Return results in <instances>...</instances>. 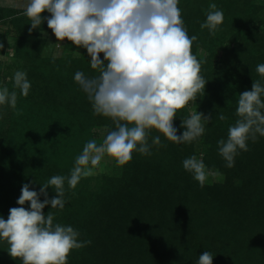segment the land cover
<instances>
[{"label":"trees","instance_id":"16d2710c","mask_svg":"<svg viewBox=\"0 0 264 264\" xmlns=\"http://www.w3.org/2000/svg\"><path fill=\"white\" fill-rule=\"evenodd\" d=\"M254 2L179 0L178 3L189 36L194 30L196 33L205 31L200 25L206 20L209 5L215 3L224 14L225 24L218 28L220 38L238 41L242 37L250 43L244 49L233 50L237 55L235 60L227 58L225 61L229 63L228 68L235 67L231 72L227 70L226 76L231 81L235 79L240 90L236 89L243 92L251 90L253 81L264 86V77L256 71L257 65L264 64V34L243 30L250 21L264 22ZM50 15L42 13L43 17ZM12 21H22L18 27L29 37L26 45H32L36 34L34 29L29 32L30 20L23 14L17 17L14 14ZM45 22L46 19L42 27H46ZM205 35L200 34L199 39H203L204 47L210 48ZM249 48L253 51H247ZM37 51L40 55V50ZM90 59L89 56L41 58L28 77L33 94L16 101L11 143H2L3 137H0V216L5 220L9 209L18 207L23 184L39 192L41 184L51 177L66 176V168L55 158L51 159L59 153L52 147V137L89 132L94 126L113 127L110 118L94 114L87 93L74 80L77 71L88 77L99 74L91 68ZM216 80L221 82L219 77ZM211 95L208 91L198 93L196 103L201 105V113L212 119L205 124L204 134L195 140L211 144L210 154L225 180L201 186L180 161L193 155L194 142L173 143L151 130L152 136L154 133L161 137L165 159L150 158L134 151L121 174L106 177L101 192L79 198L75 211L69 209L67 199L63 211L51 209V205L44 208L45 215L51 211L54 217L59 211L57 222L77 230L79 241H91L80 249H73L67 264H198L199 256L205 251L215 252L212 253L213 264H243L255 254H259L255 263L264 264V158L260 156L264 153V143L261 150L257 142L247 151L240 150L234 158V166L227 167L218 151V141L227 138L224 131L227 129L213 124L224 113L213 108L214 101L223 94L221 91L214 92L212 98ZM176 115L174 126L179 135L184 131L180 127L182 120L189 114L183 108ZM43 129L48 133L46 143L31 145L29 138ZM53 190L52 187L47 189L49 198L53 197ZM43 199L41 195L40 200ZM230 232L238 234L240 247H232ZM255 234L261 237L259 246L263 253L256 251L248 255Z\"/></svg>","mask_w":264,"mask_h":264},{"label":"clouds","instance_id":"9594fccd","mask_svg":"<svg viewBox=\"0 0 264 264\" xmlns=\"http://www.w3.org/2000/svg\"><path fill=\"white\" fill-rule=\"evenodd\" d=\"M179 0H27L23 15L33 29L44 20L57 41L67 39L77 48L87 50L90 66L99 74L88 77L77 71L74 80L87 93L96 115L110 118L113 127L106 128L102 142L89 140L75 159L70 175H55L41 184L39 192L25 183L17 200L19 207L9 209L8 218L0 216V240L8 245V254L22 264H67L73 249H80L91 241H79L80 233L72 226L54 223V215L44 208L63 209L65 182L74 189L82 177L93 174L105 155L118 165L132 159L134 151L150 155L148 137L156 130L173 143H190L202 136L210 115L194 112L180 125L177 134L174 119L179 110L205 89L207 81L201 76V62L192 53L196 36H189L178 7ZM50 13L43 17L42 13ZM224 14L217 5H209L201 29L215 35L223 23ZM60 46V43H56ZM0 48L3 44L0 43ZM103 54V59L100 54ZM256 71L264 77V64ZM14 87L27 96L30 82L26 73L16 71ZM264 86L253 81L250 91L239 94L236 115L229 126L226 139L218 141L219 154L226 166H234L240 150H248V140L264 136ZM17 93L7 87L0 90V105L15 106ZM223 121V114L218 116ZM152 143L161 146L156 135ZM166 146V145H165ZM186 171L204 185L205 164L196 156L183 161ZM52 187L56 195L48 197ZM44 196L43 201L40 196ZM29 207H24L25 204ZM198 264H213L209 251L199 256Z\"/></svg>","mask_w":264,"mask_h":264},{"label":"rangeland","instance_id":"374dc122","mask_svg":"<svg viewBox=\"0 0 264 264\" xmlns=\"http://www.w3.org/2000/svg\"><path fill=\"white\" fill-rule=\"evenodd\" d=\"M26 2L27 0H0V43L3 44V48H0V90H2L4 87H7L10 93L12 91H15L17 93L16 101H19L21 99L25 100L27 99V97H31V94H33L32 90L29 89L27 96H24L21 94L19 88L14 87L13 76L16 71L25 72L27 79H29L28 77L30 76L31 72L35 71L36 67L38 66L37 60L40 61L41 58L71 57L76 59L88 56L87 50L85 48H77L67 39H65L64 41H57L56 37L52 33V30L48 28L46 22L44 23L46 27H42V25L38 30L34 29V33L36 35L31 42L33 44L26 45V40H29V37L25 36V32L23 33V30L21 31L18 27L19 24L21 25L23 20L21 22L18 21V23H14L12 21V15L15 14L16 17L22 15L23 8ZM254 4L258 9L260 18L264 20V0H255ZM256 16H258V14H256ZM223 24L225 23L223 22L218 26V28L220 26H223ZM243 30L258 31L259 35H263L264 22L253 23L250 21V23L248 22L247 26L244 27ZM193 32L194 33L190 34V37L196 36L197 39L193 42L192 53L201 62L200 74L207 81L204 91L210 92L212 94L211 98L213 97L214 92L222 91L223 94V96L217 99L216 102L214 101L213 108H219L218 110H222L224 112L223 115L226 117V119L223 121L218 120L217 122L213 121V124L221 129L226 128L227 130L224 131H227L225 133L228 134L229 126L234 125L235 121L238 119L236 115V108L238 106L239 94H241V92L243 91H239V83L237 84L235 79L231 81V78L226 76V74H228L227 70L231 72V69H235V67L228 68L229 63L225 61L227 58L235 60L237 55H235V52L233 50H238L241 48L244 49L246 48V45H250V43L244 40L242 37L239 38L238 41L229 39L222 40V38H220L221 32L219 31V29L216 31L215 35H211L207 29H205V31L201 33H196L195 30ZM200 34H206L205 40H208L207 45L210 48L203 46V39H201V41L199 39ZM56 43H60L61 45L58 46ZM253 46L254 45H252V47ZM38 49L40 50V55H38ZM250 50L253 51L252 48H249L247 51ZM100 58L103 59L102 53L100 54ZM218 77L221 79V82L216 80ZM210 84L212 86H210ZM236 88H238L239 90H237ZM184 110L187 111L190 117V115L196 111L201 113L202 108L200 104L196 103V101H190L189 104L184 108ZM16 111V106L13 107L9 104L0 105V137H3V141L1 140V142L6 145H9L11 143L10 136L12 137L13 133L11 129L13 121L15 119ZM106 128V125L94 126L89 132H77L76 134H70L62 136L60 138L52 137V147L59 153L58 155L51 157V159L55 158L64 168H66L65 177L70 175V172L74 167L75 159L81 154L84 145L89 140L93 139L96 140L98 144L101 143L104 135L106 134ZM220 134L222 135V133ZM153 135L154 136H152L150 132L148 137V144L150 146L151 152L150 158L157 157L159 159L162 158L163 160L166 158L165 150L163 148V142H161V146L154 145L152 143V140L155 137V134L153 133ZM47 139V130L45 131L43 129L33 134L29 138V143L31 145L36 144L38 146H41L43 141L46 143ZM196 140H193V155L196 156L197 159L202 160L206 166V180L204 184L213 185L223 182L225 180L224 173L219 170L217 164H215L214 158L210 154L211 144L209 143L207 145L206 143H203V140L201 139H199L198 141ZM254 142H257V146H259L260 150L264 148L260 147L261 144L264 143V136H259V134H257V138L255 141L249 139L248 148L255 147ZM260 156L264 158V153H260ZM186 158L187 157H185V159ZM185 159H183V161ZM180 161L183 162L182 160ZM122 168L123 165H118L114 159L105 155L100 165L93 168V174L87 177H82L74 189H70L67 185V182H65V189L67 190V194L65 193L64 199L65 201L67 199V203L70 204L68 206L69 209L75 211L76 205L79 206V204H76L79 198L88 197L90 194L101 192V190L106 185V177L119 176L122 172ZM52 194L53 197L56 195L54 190ZM29 206L30 205L27 203L24 205V207L26 208ZM57 209L59 211H63V209ZM59 211H56L57 215L56 217H54V223H56L57 219L59 218ZM259 232H261L260 229ZM233 235L235 236V238ZM244 235L247 236L248 234L245 232ZM255 237L258 238V240H256ZM229 239L231 240L232 247L238 248L241 246V240H239L240 237H238V234H233L232 232H230ZM260 243L261 237L255 234L253 244L249 246L250 249L248 250V255H250L251 253H255L256 251H259L260 254L263 253V248L259 246ZM7 250V243L3 240H0V264H22V261L20 259H13L8 254ZM224 250H226V247H224ZM232 255L233 254H231L230 256L232 257ZM258 257L259 254H255V257L253 256L251 260L244 261L243 264H257L255 263V261L256 259L258 260Z\"/></svg>","mask_w":264,"mask_h":264}]
</instances>
